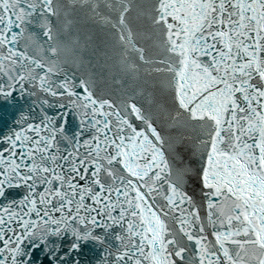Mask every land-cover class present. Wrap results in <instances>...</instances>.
I'll list each match as a JSON object with an SVG mask.
<instances>
[{
  "label": "snow or ice",
  "instance_id": "obj_1",
  "mask_svg": "<svg viewBox=\"0 0 264 264\" xmlns=\"http://www.w3.org/2000/svg\"><path fill=\"white\" fill-rule=\"evenodd\" d=\"M0 264H264V0H0Z\"/></svg>",
  "mask_w": 264,
  "mask_h": 264
}]
</instances>
